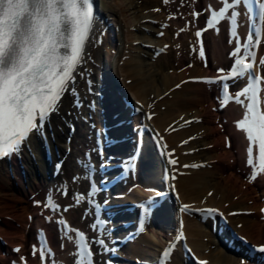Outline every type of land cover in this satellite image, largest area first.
Here are the masks:
<instances>
[{
  "label": "bare ground",
  "instance_id": "obj_1",
  "mask_svg": "<svg viewBox=\"0 0 264 264\" xmlns=\"http://www.w3.org/2000/svg\"><path fill=\"white\" fill-rule=\"evenodd\" d=\"M219 1L98 0L92 9L93 24L81 59L72 73L73 79L58 101L56 111L51 113L53 127L46 130L48 140L56 145V153L65 156L61 166L63 171L52 177L42 174L39 178L36 176V168L31 163V156L38 154V147L32 146V142L35 143L34 135L21 148L19 158L12 160L9 168L4 163L0 164V264H9V259L19 254L25 255L34 264L40 261L47 264H74V245L66 239L70 232L56 228L53 222L57 215H62L70 224L80 225L89 232L85 225L91 219L90 208L84 202L86 186L80 171L72 169V158L64 147L68 145L78 156L82 155V149L89 150V144L83 143L90 133L86 124L82 125L83 132L77 130L80 127L72 126L76 124L79 113L87 115V109L81 111V108L89 107L85 103L97 97L85 91L86 84L80 82L83 76H91V87L100 93L94 103L96 105L89 109V119L94 120L96 126H99L96 111L100 107L105 119L130 118V125L143 122L148 128L153 126L167 145L165 149L173 148L172 153L163 152L160 155L151 137L144 135L143 152L138 171L135 172L138 178L131 179L128 186L110 195L113 197L111 201L129 200L122 205L121 210L114 212L116 221L118 217L132 212L129 205L132 198L137 200V195H148L155 187L167 184L170 187L171 197L166 196L161 204L155 206L150 201L152 210L143 216L144 230L136 236H140L143 243L134 242L129 254L121 249L122 254L149 260L150 255L170 241L177 230H182L191 251L207 264H242L245 257L220 241L226 232L222 229L219 238L210 228L212 224L216 227L221 224L215 223L219 213L225 217L228 226L247 241L264 242V214L261 215L259 211V206L264 205V173L260 171V161L256 162L259 158L258 142L253 145V167L247 164L246 149L250 142L237 126L247 110L246 103L241 105L233 100L218 109V101L214 100L216 87L191 78L205 74L229 58L234 37L244 33V15L240 13L237 17L233 35L228 33L229 18L226 14V18L220 19L213 28H207L202 33L200 45L195 43L194 27L203 23L208 6ZM163 19L167 20V24L160 27ZM158 29L162 30V35L156 34ZM163 42H166L164 50L154 53ZM192 46L193 50L190 48ZM263 46L262 41L260 48ZM201 47L204 50L203 59L198 53ZM95 51L99 52L100 60H93L96 58ZM167 52L171 56H167ZM187 60L192 63L188 65ZM92 64L100 72H93L90 67ZM73 89H77L80 95L78 108L71 103ZM260 94L264 98V89ZM122 95L131 105L138 107L136 112H132L122 102ZM240 99L246 101L243 96ZM143 109L151 112L148 119L141 117ZM261 111H264L262 100ZM116 127L110 130L117 137V143L113 145L115 153L125 149L131 135L126 126H119L120 129ZM65 137L69 139L64 145L62 138ZM167 155L175 163H166ZM228 155L232 159H226ZM186 163L191 166L186 167ZM163 168L173 175L172 179L162 178ZM253 172L255 178L251 177ZM62 188L66 195L61 193ZM49 198L60 206L59 210L55 207L49 210L44 205V201ZM32 199H40V205L32 204ZM178 202L194 209L207 205L217 211L209 213L180 209L181 223L178 225L175 217ZM44 215L48 220H44ZM37 228L44 229L43 248L51 250V254L45 251L44 260L38 259L41 248H38L36 239ZM228 238L229 235L225 241ZM134 239L128 241L125 247L133 243ZM33 245H36V255H33ZM12 246L20 251L10 250ZM91 246L94 251H99V246L94 242ZM166 264L193 263L179 245H174Z\"/></svg>",
  "mask_w": 264,
  "mask_h": 264
},
{
  "label": "snow or ice",
  "instance_id": "obj_2",
  "mask_svg": "<svg viewBox=\"0 0 264 264\" xmlns=\"http://www.w3.org/2000/svg\"><path fill=\"white\" fill-rule=\"evenodd\" d=\"M220 2L222 6L217 11H212V6H208L207 10L211 11V15L206 21L207 28H213L220 19L226 18L230 9V16L227 18L236 21L240 15L236 10L237 6L246 4L251 8L253 4V0ZM256 7L259 10L258 20L264 23V0H256ZM92 24L93 10L90 0H0V158L19 153L31 135L43 136L46 118L56 111L58 101L66 91L69 81L73 79L72 73L81 59ZM207 28L198 30L196 36H201ZM259 32V28H255L248 34V44L243 45L244 58H241L240 45H237L230 54L235 58L230 76L218 77L216 81L209 79L206 82L222 83L225 94L223 98L218 99L224 105L230 97L226 92L228 84L223 81L243 79L247 76V86L234 97L241 105L245 104V100H241L240 97H245L247 101V110L243 119L237 122V126L246 133V139L250 141L246 149L247 164L255 166L253 145L258 142L259 167L260 171L264 172V113L258 107L259 89L256 86L261 77L255 74L253 63H245V58L255 62V53L249 51V48L259 43L258 39L254 42V37H258ZM200 56L204 58L203 47L200 49ZM260 64L264 65V59L260 60ZM218 71L223 72L224 69ZM134 166V163L130 164V167ZM56 167L59 169L61 165L57 164ZM255 175L253 173V178ZM61 191L62 194H67L66 191ZM50 207L59 210L60 206L55 204ZM142 207L146 212L151 210L150 205ZM206 211L212 213L217 210ZM92 227L98 228V225L94 224ZM143 230L144 222L141 220L140 231ZM65 231H68L67 227ZM72 231L74 235L66 236V239L74 242L77 238L79 240L75 247L80 259L76 260L75 264H94L91 259L93 256L91 241L86 238L83 231L79 229ZM98 243L104 245L105 240L101 238ZM63 246L62 244L61 247ZM173 247L174 245L170 244L162 257H170ZM33 249V255H36V245H33ZM14 251L19 252L20 249L16 248ZM45 251L51 254L50 249L45 250L41 246L42 260L45 259ZM260 251L264 252V247ZM163 258L160 264H165ZM21 261L24 262L25 258L21 257ZM13 264L18 262L14 261ZM200 264L207 262L201 261Z\"/></svg>",
  "mask_w": 264,
  "mask_h": 264
},
{
  "label": "rangeland",
  "instance_id": "obj_3",
  "mask_svg": "<svg viewBox=\"0 0 264 264\" xmlns=\"http://www.w3.org/2000/svg\"><path fill=\"white\" fill-rule=\"evenodd\" d=\"M163 20H164V19H163ZM183 28H184V27H183ZM170 30L172 31L173 29L171 28ZM96 51H99V49H97ZM96 51H95V52H96ZM95 52H94V55H95L94 57H96V58H93V60H95V59L98 60L99 57H101V56L99 55V52H98V53H97V52L95 53ZM168 52H171V50H169ZM168 52H167L166 55H167V56H171V53L169 54ZM91 59H92V58H91ZM96 60H95V61H96ZM99 60H100V59H99ZM190 62L192 63V61L187 60V64H188V65L191 64ZM95 63H96V62H95ZM95 63H94V64H95ZM98 63H99V62H98ZM95 65H96V64H95ZM95 65L92 64V66H90L91 69H93V72H96V71L99 70V69L96 68L97 66H95ZM99 65H100V67H101V64H98V67H99ZM94 66H95L96 69L94 68ZM81 81H83L82 78L80 79V82H81ZM50 123H51V121H50ZM229 134H230V133H229ZM64 143H65V141L62 140V144H64ZM66 143H67V142H66ZM234 153H235V152H234ZM257 155H259V152L257 153ZM233 157H235V155H234ZM226 159H228V160H229V159H232V156H231V155H228V156L226 157ZM257 161L259 162V158H258V160H256V162H257ZM184 165L186 166L187 164H184ZM61 171H63V170L61 169ZM263 173H264V172H263ZM243 177H244V176H243ZM129 181H130V180H129ZM129 181H128V182H129ZM128 182H127V183H128ZM127 183H126V185L128 186ZM126 185H125V187H126ZM123 191H124V189H123ZM122 193H123V192H122ZM39 205H40V204H38V206H39ZM224 235H226V234H224ZM263 240H264V237H263ZM142 241H143V239H141V237L138 236L137 238H135V239L133 240V243L128 244V245H127L125 248H123V249L128 253V252L131 251V249H132V247H133V245H134L135 243H138V242L143 243ZM134 242H135V243H134ZM262 242H263V241H262ZM128 254H129V253H128Z\"/></svg>",
  "mask_w": 264,
  "mask_h": 264
}]
</instances>
